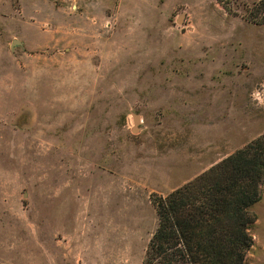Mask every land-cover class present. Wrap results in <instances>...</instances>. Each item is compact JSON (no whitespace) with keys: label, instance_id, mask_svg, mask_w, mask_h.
Masks as SVG:
<instances>
[{"label":"rangeland","instance_id":"rangeland-1","mask_svg":"<svg viewBox=\"0 0 264 264\" xmlns=\"http://www.w3.org/2000/svg\"><path fill=\"white\" fill-rule=\"evenodd\" d=\"M258 1L0 0V263H144L152 197L264 134Z\"/></svg>","mask_w":264,"mask_h":264},{"label":"trees","instance_id":"trees-1","mask_svg":"<svg viewBox=\"0 0 264 264\" xmlns=\"http://www.w3.org/2000/svg\"><path fill=\"white\" fill-rule=\"evenodd\" d=\"M245 11L248 22L264 26V0ZM263 183L264 134L169 195L152 197L159 226L143 264H244Z\"/></svg>","mask_w":264,"mask_h":264},{"label":"water","instance_id":"water-1","mask_svg":"<svg viewBox=\"0 0 264 264\" xmlns=\"http://www.w3.org/2000/svg\"><path fill=\"white\" fill-rule=\"evenodd\" d=\"M23 44L20 42V41H14L13 45H12V48L14 49L16 46H22ZM136 124H140V120H139V117H136Z\"/></svg>","mask_w":264,"mask_h":264},{"label":"crops","instance_id":"crops-1","mask_svg":"<svg viewBox=\"0 0 264 264\" xmlns=\"http://www.w3.org/2000/svg\"><path fill=\"white\" fill-rule=\"evenodd\" d=\"M106 25L108 26V23Z\"/></svg>","mask_w":264,"mask_h":264}]
</instances>
